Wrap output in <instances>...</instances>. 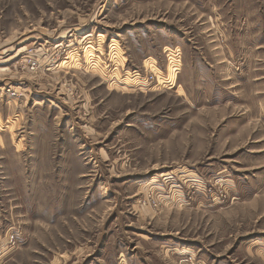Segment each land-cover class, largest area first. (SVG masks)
<instances>
[{
	"label": "rangeland",
	"instance_id": "rangeland-1",
	"mask_svg": "<svg viewBox=\"0 0 264 264\" xmlns=\"http://www.w3.org/2000/svg\"><path fill=\"white\" fill-rule=\"evenodd\" d=\"M0 246L264 264V0H0Z\"/></svg>",
	"mask_w": 264,
	"mask_h": 264
},
{
	"label": "built area",
	"instance_id": "built-area-1",
	"mask_svg": "<svg viewBox=\"0 0 264 264\" xmlns=\"http://www.w3.org/2000/svg\"><path fill=\"white\" fill-rule=\"evenodd\" d=\"M16 243V233L15 232H10L8 238L6 239V245L5 248H12ZM2 248L0 246V252L2 251Z\"/></svg>",
	"mask_w": 264,
	"mask_h": 264
}]
</instances>
